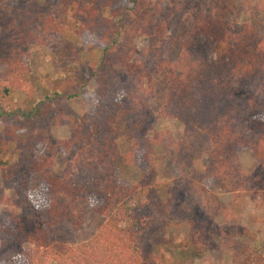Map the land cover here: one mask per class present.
Segmentation results:
<instances>
[{
  "label": "trees",
  "instance_id": "16d2710c",
  "mask_svg": "<svg viewBox=\"0 0 264 264\" xmlns=\"http://www.w3.org/2000/svg\"><path fill=\"white\" fill-rule=\"evenodd\" d=\"M57 2L66 7L65 12L70 9L81 23L78 34L89 52L95 48L88 43L91 38L101 42L103 57L99 65L89 61L78 65L83 84L60 83L53 87V97L47 96L41 101L29 79V70L18 59V52L23 45L43 42L38 39L41 33L38 25L43 22L41 14H47ZM149 2L45 0L27 6L15 1L0 6V68L10 80L5 93L15 90L28 98L27 106L23 107L8 105L0 97V125L4 127L0 144L4 149L9 141L17 140L19 133L31 134L32 142L22 149L23 159L30 161L29 151L33 148H51L47 136L51 127L69 123L73 141L91 149L99 148L105 156L116 160L117 148L104 144L103 138L123 126L128 144L124 157L127 166H136L135 154L141 152H145L143 158L149 165L153 159L148 153L163 144L162 135L153 125L145 127L147 116L152 113L147 102L155 92L152 75L160 68L165 74L167 89L156 118L173 119L187 129L203 132L209 138L211 150L200 182L210 185L214 181L222 191L238 198L250 180L241 166L240 153L250 151L256 170H264V34L250 24H234L208 14L202 0L175 62L165 63L160 59L162 56L148 51L156 61L133 63L139 54L136 47L121 43L119 29L110 25L101 12L108 9L114 18L120 10L133 6L127 11L136 18ZM155 9L159 19L154 15L157 22L152 18L143 34L164 40L169 17L162 15L159 5ZM51 22L53 19L45 24L47 29ZM89 82L97 84L90 94ZM81 97L94 102L90 114L79 117L69 103ZM61 101L65 107L59 106ZM91 134L93 137L89 138ZM98 138L100 142L95 144ZM52 150L56 153L55 148ZM46 184L50 206L41 211V227L31 233L17 222L14 229L0 228L1 255L4 251L22 253L23 246L28 244L34 249L26 255L27 264H162L149 245L145 220L139 209L131 205L133 192L116 182L107 193L87 183L76 186L70 178L49 177ZM192 186L197 193L206 194L205 186L195 181ZM92 194L101 201L93 212L107 219L104 226L85 243L51 244L46 229L63 225H71L76 230L82 228L84 212L73 210L78 202ZM5 204L9 206L10 202ZM175 209L179 211L181 207ZM171 210L168 207L167 211L171 213ZM202 233L203 236L192 234L193 252L197 257L208 249L209 238L204 230ZM220 235L233 264H264V250L255 244L249 229L227 227Z\"/></svg>",
  "mask_w": 264,
  "mask_h": 264
},
{
  "label": "rangeland",
  "instance_id": "374dc122",
  "mask_svg": "<svg viewBox=\"0 0 264 264\" xmlns=\"http://www.w3.org/2000/svg\"><path fill=\"white\" fill-rule=\"evenodd\" d=\"M11 1L27 6L35 2L44 3L45 0H0V6ZM201 2L150 0L136 18H132L127 11L133 6L120 10L114 18L108 14V9L103 10L101 15L115 29H119L121 43L136 47L139 54L132 60L133 63L156 61L148 51L162 56L160 59L163 62L170 63L179 57L182 44L192 30L194 16L202 7ZM203 3L208 14L234 24H250L264 34V0H203ZM158 5L162 15L169 17L164 40L143 34L154 15L156 20L159 19L155 9ZM65 9L62 3L57 2L47 14L42 13L43 22L38 25L41 30L38 39L43 41L42 44L23 45L18 52L21 56L18 55V59L29 70V79L41 101L47 96L53 97L52 89L60 83L71 81L83 84L84 78L78 72V65L82 61L99 65L103 57V45L94 37L88 43L95 45V48L89 52L78 34L81 23L72 16L70 9L67 12ZM52 19L54 22L47 29L45 24ZM3 72L4 69L0 68L1 99L8 105L26 107L27 95L15 90L5 93L10 80L4 77ZM150 73L153 74V71ZM152 78L155 92L147 102L152 113L147 116L145 127L153 125L154 130L162 135L163 144L157 146L155 152L148 153L153 159L151 164L145 162V152H141L135 154L136 159L134 157L137 165L127 166L124 157L128 144L123 126L103 138L104 144L117 148L116 160L105 156L99 148L91 149L86 144L73 141L72 127L65 123L51 127L47 132L51 148L43 146L27 150L31 160L25 161L22 149L32 142L33 136L27 132L19 133L17 140L9 141L4 149L0 144V228L14 229L16 222L24 225L30 233L40 228L41 211L50 206L47 179L70 178L76 186L82 187L87 183L99 187L104 193L109 191L113 182L133 192L131 205L139 209L145 220L149 245L162 264H233L220 235L227 227L249 229L254 234L255 244L264 250V170H256L252 153L245 150L240 153V162L250 180L245 192L238 198L222 191L214 181L210 185L200 182L199 177L202 178L208 165L211 150L209 138L200 130L187 129L176 120L156 118L164 103L167 86L165 74L160 68ZM96 88L95 82L87 84L89 94ZM93 102V99L81 97L71 101L69 107L82 117L90 114ZM59 106L65 107L66 104L61 101ZM3 131V125H0V142ZM97 142H100L99 138L95 144ZM52 148L56 153L53 154ZM194 176L198 179H192ZM193 181L205 186L206 194L197 193L192 186ZM93 195L96 194L78 202L73 210L84 212L80 230L71 225L46 229L51 244L85 243L104 226L107 219L93 212L101 202ZM5 202H10L9 206ZM177 206L181 207L179 211L175 209ZM168 207L172 208L171 213L167 211ZM202 230L207 233L209 244L206 253L197 257L193 252L192 234L195 232V235L203 236ZM33 249V246L26 244L22 253L4 251L0 254V264H27L26 255Z\"/></svg>",
  "mask_w": 264,
  "mask_h": 264
}]
</instances>
